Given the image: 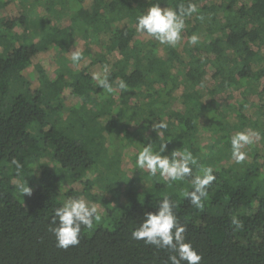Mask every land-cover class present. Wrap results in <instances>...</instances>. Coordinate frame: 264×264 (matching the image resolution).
Here are the masks:
<instances>
[{"label": "trees", "instance_id": "1", "mask_svg": "<svg viewBox=\"0 0 264 264\" xmlns=\"http://www.w3.org/2000/svg\"><path fill=\"white\" fill-rule=\"evenodd\" d=\"M23 1V16H0V264H170L169 250L131 236L145 210L156 211L165 196L176 202L186 241L202 254L200 264H264V148L246 145L250 158L241 163L231 149V137L243 130L258 133L264 146V0ZM189 2L197 12L185 17L184 42L173 47L137 32V17L152 4L178 8ZM16 27L22 31L12 33ZM193 34L199 37L194 45ZM78 38L96 49L80 50L81 59L73 62ZM51 46L59 49L55 75L38 59ZM115 51L120 56L110 64ZM87 57L109 66L112 93L82 66ZM209 67L217 84L205 101ZM121 80L126 90L118 87ZM66 92L80 98L76 106H64ZM221 93L225 110L216 98ZM116 103L119 121L137 123L135 136L100 119ZM164 117L167 128L151 133ZM201 117L209 121L207 150L197 135ZM117 139L122 148L132 147L126 156L138 174L128 176L116 149L105 153ZM149 143L154 151L167 143L169 156L190 151L200 165L213 168L216 179L203 208L182 195L192 190L195 167L183 181L137 169L136 157ZM21 180L31 195L18 193ZM142 180L150 181L148 190L138 186ZM99 185L110 195L96 193ZM81 196L102 204L104 215L93 229L82 226L79 245L57 248L49 231L54 209ZM234 216L241 227L232 224Z\"/></svg>", "mask_w": 264, "mask_h": 264}, {"label": "clouds", "instance_id": "2", "mask_svg": "<svg viewBox=\"0 0 264 264\" xmlns=\"http://www.w3.org/2000/svg\"><path fill=\"white\" fill-rule=\"evenodd\" d=\"M197 12V5L189 2L187 6L181 4L178 8L161 6L160 3L152 4L143 14L137 17L136 30L140 33L154 37L160 44H168L173 47L182 39L181 33L185 27V17ZM203 19V16H199ZM199 37L193 34L189 38L190 44H196ZM82 52L76 49L72 52L71 59L78 62ZM107 73V68H105ZM93 79L107 92L114 91L108 75L103 77L99 73L93 74ZM118 87L126 90L128 85L123 80ZM153 129H166L167 123L161 120L152 125ZM159 135V131H158ZM258 133L243 130L231 137L232 158L236 163H241L246 158V152L242 149L253 143V138ZM167 143L160 146L159 151H154L151 143L144 146L136 157L137 168L146 169L150 175H159L170 181H183L186 177H193V168L198 169L199 174L191 181L192 190H185L182 195L197 208H203V199L208 196V186L216 179L211 166H202L190 151L182 154L173 151L171 156L165 155ZM15 163V161H13ZM16 189L21 196L31 195L33 192L26 180L16 183ZM176 202L169 196H165L158 205L156 211L145 210L143 220L139 227L131 233L132 239L143 240L147 245H154L170 252L168 260L170 264H200L202 254L193 247L190 241H186V225L181 224L175 212ZM102 219L98 206L90 203L84 197L70 198L54 209L49 231L54 235L56 247L67 250L71 246L80 243L82 226L93 229ZM232 224L241 227L238 217L232 218Z\"/></svg>", "mask_w": 264, "mask_h": 264}, {"label": "rangeland", "instance_id": "3", "mask_svg": "<svg viewBox=\"0 0 264 264\" xmlns=\"http://www.w3.org/2000/svg\"><path fill=\"white\" fill-rule=\"evenodd\" d=\"M209 1H219V0H209ZM246 1H250V0H246ZM25 1L23 0H2V2L0 3V16H9V17H19V16H23V14L27 13V11L25 10ZM62 24H67L66 19H62ZM22 31L21 27H16L12 33H19ZM110 37L109 33H103L102 34V39L105 41H107ZM181 37L182 39L178 42V43H182L184 42V38L185 35L183 34V32L181 33ZM76 47L77 49L84 51L86 49L88 50H95L94 47L95 45H88L85 40L83 38H78L76 41ZM58 54H59V49L56 46H51L47 49L42 50L39 53V62H41L45 69L47 70L49 75H55L56 71L59 68V63H58ZM72 56V53H71ZM70 56V57H71ZM120 54L118 51L112 52L111 54H109V61L110 64H112L113 62H115L118 58H119ZM82 66H86L90 72H92V74L95 73H99L101 75V77H103L105 74L109 73L110 69L109 66H103L101 64H91V57H87L83 62H82ZM73 68H77V66H72ZM105 68H107V73H105ZM182 69L181 67L178 68V70ZM181 71V70H180ZM32 79H33V87H36L39 85V81H38V74L36 72L35 69H33V72L31 74ZM217 84V79H215L213 77V68L209 67V71L208 74L206 76V84L203 87V92L205 94L204 100L208 101L211 98V94L209 92L210 89H212L215 85ZM67 94V92H66ZM236 94L239 95V92H237ZM116 100H118L119 98L117 96H115ZM217 100L219 103V109L220 110H225L226 106H227V101H226V95L224 93L218 94L217 95ZM256 97L254 96H250L251 100H255ZM80 98L77 95H71V94H67L66 100L64 101V106L66 107H73L76 106L77 103L79 102ZM118 102V101H117ZM91 106V104H90ZM181 106L180 102H176L175 107ZM118 103H116V105L114 106V111L111 114H108L106 116H101L100 119L102 120L103 123H105L106 121L109 122V120L114 121L115 123V127L118 130H122L123 128H128V130L132 133V136H135V130L137 129L138 125L137 123L133 122V121H119L117 119V110H118ZM164 121L167 120V117L163 118ZM231 120H233V117H230ZM209 125V121L205 118V117H201L200 118V127H199V131L197 133L198 137H199V141L200 143L206 148V145L208 143V141L211 140V135L209 134L207 127ZM157 131L156 129H153L152 126L150 128V132H154ZM250 131V130H249ZM239 132V131H235V134ZM126 140H128L127 138H125ZM117 144L116 145H111L110 147H108V151H105L106 154L111 155L114 152H110V151H114V149H116V153H120L121 156L123 155L124 158H122L123 165H125V171L128 174V176H134L135 174H138V170H136V167L132 161V159L127 155L128 151L127 150H132L131 146L126 145L125 148H122L120 146V143H118V139L115 141ZM106 143H109V141H106ZM253 143L258 145L260 148H264L263 143L260 140V137L257 135L253 138ZM90 144V143H89ZM91 147L92 143H91ZM247 148L249 147H244L243 151H245L247 153L246 157L250 158L249 156V150H247ZM110 152V153H109ZM44 161H48L47 159H44ZM138 169V168H137ZM261 172L264 174V166L263 168H261ZM100 183V182H99ZM151 183L148 180H142L138 183V186H140L142 189L144 190H148L150 187ZM63 192L65 190H67V187H62L61 189ZM94 190L96 191V193H103L104 195H110L108 192H105L102 188L101 185L97 186L96 188H94ZM122 201H126V196L123 195L122 196ZM98 206V209L100 211V214L104 215V207L102 204L98 203L96 204Z\"/></svg>", "mask_w": 264, "mask_h": 264}]
</instances>
